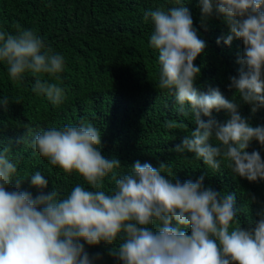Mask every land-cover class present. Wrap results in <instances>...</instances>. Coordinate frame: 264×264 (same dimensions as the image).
Instances as JSON below:
<instances>
[{"label": "clouds", "instance_id": "9594fccd", "mask_svg": "<svg viewBox=\"0 0 264 264\" xmlns=\"http://www.w3.org/2000/svg\"><path fill=\"white\" fill-rule=\"evenodd\" d=\"M177 3L145 14L153 24L150 46L158 51V87L174 90L179 112L192 114L197 125L174 150L193 153L214 171L223 160L250 182L264 180L260 153L247 151L253 140L264 146V126H250L235 99H225L218 89L204 93L195 86L201 69L194 61L206 42L198 37L182 0ZM199 7L202 18L214 10L223 17L230 30L226 45L234 38L243 42L239 74L230 78L229 89H236L257 112L264 107V0H199ZM64 59L33 30L18 28L15 35L0 31V60L6 62L11 80L32 74V91L53 105L63 102L64 90L40 74L58 80ZM2 103L7 105V99ZM214 109L226 111L229 119L217 123L211 118ZM213 136L216 146L209 142ZM32 143L50 165L78 174L92 190L77 184L66 196L54 189L33 198L20 190L18 178L15 189L8 190L17 167L5 148L0 153V264H92L81 241L89 246L117 244L109 254L120 264H264V211L254 228L242 229L234 195L205 187L204 176L173 182L162 174L165 164L154 168L137 160L118 178L120 161L101 154L100 130L83 119L78 126L41 130ZM109 174L114 187L105 192L102 181ZM30 180L33 187H47L39 172ZM182 228H190L191 234Z\"/></svg>", "mask_w": 264, "mask_h": 264}, {"label": "trees", "instance_id": "16d2710c", "mask_svg": "<svg viewBox=\"0 0 264 264\" xmlns=\"http://www.w3.org/2000/svg\"><path fill=\"white\" fill-rule=\"evenodd\" d=\"M182 4L191 14L198 37L206 42L194 61L201 69L195 86L204 93L218 89L225 99H235L240 115L250 126H264V107L253 113L237 90L229 89L230 78L239 74L237 60L243 42L234 38L231 45H226L230 30L223 17L214 10L202 18L199 0H182ZM175 6L177 0H0V31L15 35L18 28L33 30L53 54L65 58L58 80L40 74L64 90L65 98L59 105L32 91V74L11 80L6 62L0 60V153L9 149L6 155L17 167L8 190L15 189L18 178L20 190L30 192L33 198L54 189L66 196L77 184L91 191L78 174L68 175L50 165L32 143L41 130L78 126L83 119L100 130L101 154L120 161L121 167L115 170L118 178L128 174L137 160L154 168L165 164L162 174L173 182H195L204 176L205 187L234 195L241 228L255 227L264 211V180L250 182L234 174L223 160L220 169L214 171L196 160L193 153L174 150L197 125L192 114L179 112L174 90L158 87V51L150 46L153 24L150 17L145 20V14ZM4 99L7 105L2 103ZM211 118L222 124L229 115L214 109ZM168 122L174 126L168 127ZM209 142L217 144L214 136ZM247 151H258L264 161V146L258 141H251ZM35 172L47 180L45 189L31 185L30 177ZM110 177L102 181L105 192L114 187ZM182 230L191 234L190 228ZM81 243L92 264H120L109 254L117 244Z\"/></svg>", "mask_w": 264, "mask_h": 264}]
</instances>
